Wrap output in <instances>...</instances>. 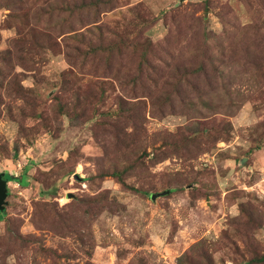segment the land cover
Returning a JSON list of instances; mask_svg holds the SVG:
<instances>
[{
	"label": "rangeland",
	"instance_id": "obj_1",
	"mask_svg": "<svg viewBox=\"0 0 264 264\" xmlns=\"http://www.w3.org/2000/svg\"><path fill=\"white\" fill-rule=\"evenodd\" d=\"M4 52L0 264L264 256V0H0Z\"/></svg>",
	"mask_w": 264,
	"mask_h": 264
},
{
	"label": "trees",
	"instance_id": "obj_2",
	"mask_svg": "<svg viewBox=\"0 0 264 264\" xmlns=\"http://www.w3.org/2000/svg\"><path fill=\"white\" fill-rule=\"evenodd\" d=\"M95 7V9L93 7ZM88 8L89 10H93V12H96L97 8H96V5H91L90 7H86ZM84 11V8L83 10L79 7H75V11H70V15L72 14H82V12ZM109 52H111V48H109ZM204 55H207L206 51H202ZM6 56H10L9 55V52H4L3 53V56L0 58V61L1 60H7ZM213 56V55H212ZM211 56L209 57H204L203 58H206L207 61L206 62H200L196 67H192L191 69H184V71H181L180 69H177V74L175 75L174 74V80H175V83L172 84V86L174 87V94L176 95H179V88L183 85V84H190L191 83V79H189V76L193 77V78H199L201 75H207V72H208V68H207V63L210 64V66L212 67V71H216V72H219L218 69L216 67H214V62H212V59L210 58ZM103 92H101L102 94ZM171 96H172V93H169V92H165L164 93V101L167 103L171 100ZM124 107L119 104L118 107L116 108V111L114 112H110L109 113H106V114H110V115H113V116H116L117 119H127V120H130V121H133V117L131 115H128V116H125V112H124ZM75 112H77L76 110H74ZM66 114H69V113H66ZM91 118L94 119L96 118V116H99V114H104V113H98V109L97 108H93L92 109V113H91ZM105 114V115H106ZM123 116V118H122ZM196 136V135H193V137ZM188 140V139H186ZM145 153H142V154H139L140 157H143L145 156L144 155ZM124 172V171H123ZM123 172H119L118 170L116 169H113V171L111 173H109V176H112L114 179H116L117 181H119L123 186H128V185H125L124 181L122 180L123 177H124V173ZM5 180H7L8 182L9 181H15L17 184H19L20 186H23L24 182H23V178H24V175H21L20 177H16V178H13L11 177L10 175H8L7 173L5 174L4 176ZM90 179V178H89ZM131 190L132 188L129 187ZM150 197V196H149ZM2 216L0 214V219H2ZM203 243H199L197 244L195 247H198L199 245H202ZM192 262V261H191ZM184 263H190V259L188 258V255H184L182 257V259L180 260V264H184ZM251 263L252 264H264V256H261V257H257V258H253L251 259Z\"/></svg>",
	"mask_w": 264,
	"mask_h": 264
},
{
	"label": "water",
	"instance_id": "obj_3",
	"mask_svg": "<svg viewBox=\"0 0 264 264\" xmlns=\"http://www.w3.org/2000/svg\"><path fill=\"white\" fill-rule=\"evenodd\" d=\"M5 174L0 173V213L4 212L7 205L8 189H7V180L4 178ZM170 193L169 190L163 191L161 193L151 194L150 199L154 201L156 198L166 196ZM71 194L67 195V198H71Z\"/></svg>",
	"mask_w": 264,
	"mask_h": 264
}]
</instances>
